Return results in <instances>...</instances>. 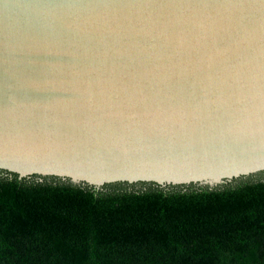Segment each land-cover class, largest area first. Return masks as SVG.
<instances>
[{"label": "water", "instance_id": "95a60500", "mask_svg": "<svg viewBox=\"0 0 264 264\" xmlns=\"http://www.w3.org/2000/svg\"><path fill=\"white\" fill-rule=\"evenodd\" d=\"M0 172L264 176V0H0Z\"/></svg>", "mask_w": 264, "mask_h": 264}, {"label": "trees", "instance_id": "16d2710c", "mask_svg": "<svg viewBox=\"0 0 264 264\" xmlns=\"http://www.w3.org/2000/svg\"><path fill=\"white\" fill-rule=\"evenodd\" d=\"M0 264H264V176L95 189L0 172Z\"/></svg>", "mask_w": 264, "mask_h": 264}]
</instances>
